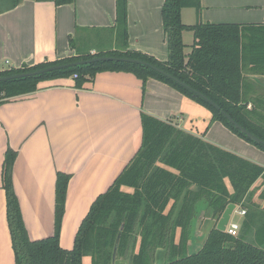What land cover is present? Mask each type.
I'll return each instance as SVG.
<instances>
[{"label":"trees","instance_id":"obj_1","mask_svg":"<svg viewBox=\"0 0 264 264\" xmlns=\"http://www.w3.org/2000/svg\"><path fill=\"white\" fill-rule=\"evenodd\" d=\"M20 1L0 0V13L14 8ZM34 1H51L55 6L73 2ZM185 7H194L199 13L200 0L163 1L165 60L126 48V0H116V29L122 40L121 48L95 54L76 52L72 56L30 66L0 67V77L108 56L145 61L187 86L147 65L108 59L0 81V103L35 91L38 84L46 80L71 78L74 87L78 88L99 72H130L142 85L148 78H153L170 86L207 109L211 114L210 123L220 122L231 133L264 152V144L249 140L224 116L227 113L264 140V94L255 90H264V23L198 20L186 24L180 18ZM184 31L192 34L187 52L184 51ZM140 121L142 137L137 152L106 191L93 200L70 249L59 245L70 175L62 171L56 173L53 233L31 240L12 186L16 152L6 148L1 187L5 194V216L14 255L12 264H114L120 256L129 264H149L158 247L167 253V259L161 264H264V226L260 228L256 244L246 241L243 233L233 236L216 228L229 203L246 209L242 229L250 228L249 219L252 221L256 212L248 210L254 205L247 200L259 178L261 188L263 185L259 197L264 195V167L180 129L171 119L161 120L142 112ZM207 210L214 219L213 224L207 228L203 243L189 252L187 230H191L200 214ZM176 228L180 230L179 242H175ZM84 257H89V261L85 262Z\"/></svg>","mask_w":264,"mask_h":264},{"label":"crops","instance_id":"obj_2","mask_svg":"<svg viewBox=\"0 0 264 264\" xmlns=\"http://www.w3.org/2000/svg\"><path fill=\"white\" fill-rule=\"evenodd\" d=\"M163 1L126 0L128 50L159 60L167 58ZM200 5L201 22L264 23V0H200ZM87 40L96 46L80 49ZM121 47L116 0H73L60 6L51 1L22 0L0 13V67L30 66L76 52L95 54ZM142 112L171 119L180 129L264 167V152L220 122L210 123L207 109L153 78L142 85L130 72L104 71L78 88L71 78L42 81L35 91L0 103V264L14 261L1 187L6 148L16 152L12 186L31 240L53 233L56 173L70 175L59 236V245L70 249L93 200L106 191L137 152ZM261 181L257 179L252 188ZM200 218L188 240L194 249L199 247L194 238L199 235ZM174 237L177 242L178 232ZM164 255L165 250L158 247L155 257ZM114 264L129 263L118 258Z\"/></svg>","mask_w":264,"mask_h":264},{"label":"rangeland","instance_id":"obj_3","mask_svg":"<svg viewBox=\"0 0 264 264\" xmlns=\"http://www.w3.org/2000/svg\"><path fill=\"white\" fill-rule=\"evenodd\" d=\"M198 16H199V13H198L196 8H194V7H185V8H182V10H181V17L180 18H181V22H183V23L193 24V23L198 21ZM182 37H183V41H184V44H185L184 51L187 52L189 50V45H190V43L192 41V34H191L190 31H184ZM90 46H96V43H93L92 41H88L87 40L79 48L82 49V50H87V48L90 47ZM255 90H256L257 93H263L264 94V90H260L259 88L255 89ZM262 188H263V185H262ZM262 188H260L259 184L257 186H255V187H253L252 188V193H250L249 199L247 200V202H252L253 205H254L252 207H249L250 209L248 208V210L256 212V213H253L252 221H251V219H249L250 228L248 230H243L242 229V227H243L242 225H243V222H244L246 216L245 215L243 216V215H241L239 213L240 206H236L234 208V211L230 215V221H235L238 224L241 223V220L244 218V220L241 223V225L239 224L240 227H239V230L237 232V235L243 233L245 240L248 241V242H252L254 244H256V242H259V235H260L259 231H260V228H262L264 226V204H263L264 195H262V196L260 195V197H259V193L260 192L258 193V191H260ZM208 212H209V210H207V212L203 211L202 216L200 215V217H201L200 218V224L198 222L199 228H197L199 235H198V237L194 238V243H198L199 244V245L196 244V246L197 245L200 246L203 243L206 233H204L203 236H201V234L203 232H206V229L209 228L213 224L214 219L212 217H210ZM254 214H255V216H254ZM202 217H204L206 219H204ZM257 228H259V229H257ZM194 229H195V223H194V226H193V228L191 230H190V228L187 230L188 233H189V236L193 234ZM177 232H178V240H177V242H179V238H180V230H179V228H176L174 236L177 234ZM196 239H198V241H196ZM191 244H192V242L188 245V241H187V246H188L187 250L188 251L189 250L193 251V249L195 248L194 246H191ZM263 247H264V244H263ZM156 249L153 251L152 258L148 262L149 264H161L165 259H167L166 251H165L164 257H161L159 259L156 258L155 257ZM6 255L8 256V253ZM118 258L126 259L123 256H120ZM83 259H84V261H87L88 258L84 257Z\"/></svg>","mask_w":264,"mask_h":264},{"label":"water","instance_id":"obj_4","mask_svg":"<svg viewBox=\"0 0 264 264\" xmlns=\"http://www.w3.org/2000/svg\"><path fill=\"white\" fill-rule=\"evenodd\" d=\"M108 59H117V60H123V61H129V62H134V63H138L141 65H147L149 67H151L152 69L165 74L166 76L176 80L179 84L183 85V86H187L184 82L176 79L175 77H173L172 75L166 73L164 70L150 64L147 63L145 61L142 60H138V59H133V58H125V57H108V56H97V57H93L91 59H84V60H77V61H73L70 63H66V64H61V65H53V66H49V67H45L42 69H38L35 71H31V72H23V73H16V74H12V75H8V76H3L0 77V81H4V80H8V79H13V78H19V77H24V76H31V75H36V74H40L52 69H56V68H61V67H66V66H77V65H81V64H85L88 62H92V61H99V60H108ZM197 94H199L200 96H202L205 100H207L208 102L212 103L213 105H215L210 99H208L206 96H204L203 94L199 93L196 91ZM224 116L226 117V119L228 120L229 123H231L236 129H238L242 134H244L249 140L258 143V144H264V140L259 138L258 136H256L255 134H253L252 132H250L249 130H247L245 127L241 126L240 124H238L234 119H232L227 113H224ZM235 208V204L233 203H229L227 204L226 208L224 209V211L222 212L220 218L218 219L217 223H216V228L218 230L221 231H225L226 225L228 223V221L230 220V215L233 212Z\"/></svg>","mask_w":264,"mask_h":264},{"label":"built area","instance_id":"obj_5","mask_svg":"<svg viewBox=\"0 0 264 264\" xmlns=\"http://www.w3.org/2000/svg\"><path fill=\"white\" fill-rule=\"evenodd\" d=\"M7 62V61H6ZM74 77L76 76V75H73ZM234 211V210H233ZM239 213L240 214H244L245 213V210H240L239 211ZM239 224L237 223V222H235V221H228V223H227V225H226V228H225V231L228 233V234H230V235H233V236H235V235H237V232H238V230H239Z\"/></svg>","mask_w":264,"mask_h":264}]
</instances>
